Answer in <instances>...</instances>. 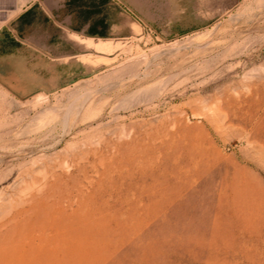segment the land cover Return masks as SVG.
Returning a JSON list of instances; mask_svg holds the SVG:
<instances>
[{
	"label": "rangeland",
	"instance_id": "obj_1",
	"mask_svg": "<svg viewBox=\"0 0 264 264\" xmlns=\"http://www.w3.org/2000/svg\"><path fill=\"white\" fill-rule=\"evenodd\" d=\"M112 1L7 20L0 264H264V0Z\"/></svg>",
	"mask_w": 264,
	"mask_h": 264
},
{
	"label": "crops",
	"instance_id": "obj_2",
	"mask_svg": "<svg viewBox=\"0 0 264 264\" xmlns=\"http://www.w3.org/2000/svg\"><path fill=\"white\" fill-rule=\"evenodd\" d=\"M110 1L112 0H31L28 3L22 4L19 8L17 7V2L7 7L6 1L0 0V66L10 65L12 59L16 60L18 58L21 64V38L19 39L14 35L10 40L11 43L8 45L6 44V40L1 38L4 37L5 27L9 18V21H13L16 27L19 25L22 17L34 5H39L41 11L46 14L49 20L56 22L63 29L87 30L92 34H101L104 32L102 26L112 25L115 22L114 16L112 17L110 12H108L112 8L109 9L107 6H103L110 3ZM115 1L112 2L116 3ZM114 7L121 12L126 11L122 5L118 6L114 4ZM10 10L14 12L9 13ZM115 14L118 13L115 12ZM16 41H19V43ZM80 42L94 48H101L103 45L94 41L92 36H86L80 39Z\"/></svg>",
	"mask_w": 264,
	"mask_h": 264
}]
</instances>
